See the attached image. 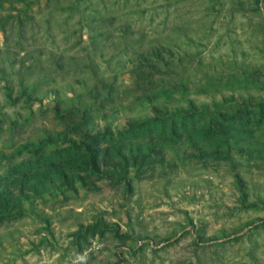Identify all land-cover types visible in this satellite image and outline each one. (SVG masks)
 <instances>
[{"label":"rangeland","instance_id":"374dc122","mask_svg":"<svg viewBox=\"0 0 264 264\" xmlns=\"http://www.w3.org/2000/svg\"><path fill=\"white\" fill-rule=\"evenodd\" d=\"M0 264H264V0H0Z\"/></svg>","mask_w":264,"mask_h":264},{"label":"trees","instance_id":"16d2710c","mask_svg":"<svg viewBox=\"0 0 264 264\" xmlns=\"http://www.w3.org/2000/svg\"><path fill=\"white\" fill-rule=\"evenodd\" d=\"M142 56V55H141ZM139 58H140V55H139ZM139 58H138V61H139ZM149 59H147V57H145L144 58V61H142L141 63H140V66L139 67H141V69H142V66L141 65H143V66H151L150 64H149ZM136 67H137V65H136ZM151 67H153V66H151ZM153 73V71H145V70H138V71H136V77H137V81H136V83L138 84V85H141L142 84V82L140 81L141 79H143V78H146V77H148V76H150L151 74ZM86 137H87V140L86 141H84V145H85V148H86V150H87V156H88V164H90V166H91V168L95 171V172H97V173H100L101 174V169H100V164H99V158H98V154H97V152H96V150H95V148H94V146L92 145V142H93V140L92 139H94V137H91V135H89L88 134V132H86V135H85ZM3 199H5V197H3Z\"/></svg>","mask_w":264,"mask_h":264}]
</instances>
